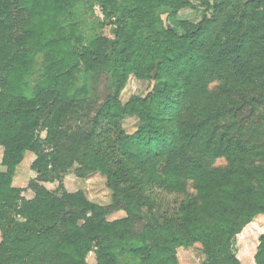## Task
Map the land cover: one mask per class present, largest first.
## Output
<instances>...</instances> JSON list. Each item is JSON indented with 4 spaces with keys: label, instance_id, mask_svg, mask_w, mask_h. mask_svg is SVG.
Listing matches in <instances>:
<instances>
[{
    "label": "trees",
    "instance_id": "1",
    "mask_svg": "<svg viewBox=\"0 0 264 264\" xmlns=\"http://www.w3.org/2000/svg\"><path fill=\"white\" fill-rule=\"evenodd\" d=\"M87 2L111 37L83 34L81 0H0V264H88L91 252L95 264H179L195 244L200 264H241L235 238L264 217V0ZM194 2L199 22L164 26L162 13ZM80 72L110 89L84 129L72 124L89 94ZM131 77L153 85L122 101ZM26 153L31 199L12 186ZM75 162L105 177L123 217L63 189ZM146 185L174 199L137 229L142 206L158 203ZM252 264H264V228Z\"/></svg>",
    "mask_w": 264,
    "mask_h": 264
},
{
    "label": "rangeland",
    "instance_id": "2",
    "mask_svg": "<svg viewBox=\"0 0 264 264\" xmlns=\"http://www.w3.org/2000/svg\"><path fill=\"white\" fill-rule=\"evenodd\" d=\"M83 1L82 5L79 7V16H77L79 22V28L86 37H94L97 35L111 37V28L103 23V15L100 10L90 5L87 0ZM246 1V0H245ZM195 7L193 9L187 8L180 10L177 15L170 19L168 14L162 13L161 19L164 26L173 28L177 32L182 33L179 22L187 21L189 23H197L200 21L202 16V8L194 2ZM41 61H39L40 63ZM86 85L89 89L88 98L84 103V109L80 111L78 117L72 122L73 125L81 127L84 129L90 124V118L94 114V109L97 108L109 95L110 89L107 85L106 76H98L96 74L87 75L83 72L77 74L75 80V86L81 88ZM153 85V83H152ZM151 84L147 82H141L134 78H130L125 90L121 95L122 101L127 100L133 94L145 95L150 91ZM216 85H212L211 89H215ZM93 112V113H92ZM125 130L131 133L135 130L136 120L130 119L125 121ZM40 138L45 137L44 132H39ZM2 156V149L0 148V160ZM35 157L31 153H26L20 165L17 167L15 175L12 180V186L22 190V196L25 199L33 198V192L28 189L29 182L35 178V173L31 170V165ZM145 163L142 164L144 167ZM215 166L225 167L227 161L224 158H220L215 161ZM80 166L78 163H73L70 167L60 173L62 180L63 189L70 193H75L77 191H82L85 197L92 203L97 204L103 208H110L112 213L108 218L109 220H114L123 217L125 214L123 212L113 211V206L115 201L112 197L111 191L106 186V179L100 173H86L85 171H79ZM140 176H142V169L139 168ZM44 186L50 191H60L58 190L59 183H45ZM146 192H150L152 197H154L158 203L151 202L141 208L142 219L138 221L135 225L137 229L144 227L147 219L155 218L156 220H161L159 212L161 206L165 203L170 205L174 199V196L163 195V193H154L151 188L146 185ZM187 192L189 194H195L196 190L191 181H187ZM114 212V213H113ZM264 228V217H256L249 225H247L239 235L236 236L233 251L240 261L241 264H252L254 254L258 245V237L263 232ZM177 256L179 264H200L204 256L202 254V246L200 244H195L190 248H180L177 250ZM95 254L91 252L87 257L88 264H95ZM120 264H135L131 259L126 257H121Z\"/></svg>",
    "mask_w": 264,
    "mask_h": 264
}]
</instances>
